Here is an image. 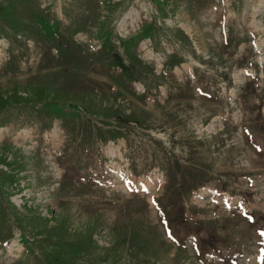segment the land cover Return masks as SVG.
I'll use <instances>...</instances> for the list:
<instances>
[{
  "label": "rangeland",
  "instance_id": "obj_1",
  "mask_svg": "<svg viewBox=\"0 0 264 264\" xmlns=\"http://www.w3.org/2000/svg\"><path fill=\"white\" fill-rule=\"evenodd\" d=\"M0 56V264H264V0H0Z\"/></svg>",
  "mask_w": 264,
  "mask_h": 264
},
{
  "label": "trees",
  "instance_id": "obj_2",
  "mask_svg": "<svg viewBox=\"0 0 264 264\" xmlns=\"http://www.w3.org/2000/svg\"><path fill=\"white\" fill-rule=\"evenodd\" d=\"M15 93H16V94H15ZM12 95H17V91L13 92ZM18 97H19V96H18ZM9 99H10V98H9ZM6 101H7V98L3 99V96H0V108H1L2 106L5 105L4 103H6ZM17 101H18V100L14 101V102H17Z\"/></svg>",
  "mask_w": 264,
  "mask_h": 264
},
{
  "label": "bare ground",
  "instance_id": "obj_3",
  "mask_svg": "<svg viewBox=\"0 0 264 264\" xmlns=\"http://www.w3.org/2000/svg\"><path fill=\"white\" fill-rule=\"evenodd\" d=\"M0 58H1V56H0Z\"/></svg>",
  "mask_w": 264,
  "mask_h": 264
}]
</instances>
